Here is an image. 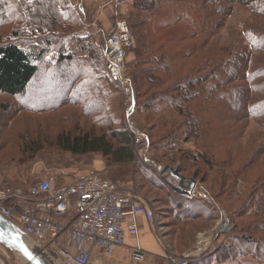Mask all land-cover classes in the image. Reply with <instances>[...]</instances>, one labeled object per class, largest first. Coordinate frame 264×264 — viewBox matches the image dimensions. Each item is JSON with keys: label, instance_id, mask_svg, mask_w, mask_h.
<instances>
[{"label": "trees", "instance_id": "obj_1", "mask_svg": "<svg viewBox=\"0 0 264 264\" xmlns=\"http://www.w3.org/2000/svg\"><path fill=\"white\" fill-rule=\"evenodd\" d=\"M234 2L264 19V0H134L127 18L136 38V46L131 49L135 59L129 64L138 106L136 112L142 117L149 140H155L150 144L167 160L178 162L183 175L191 171L204 184L220 186L231 196L228 198L231 203L238 202L241 192L230 184L226 188L225 184L227 181L234 186L239 184L240 176L232 175L215 152L227 146L228 129L233 123L264 117V66L251 69L254 55L264 54V23L248 24L244 37L230 45L213 40L233 12ZM75 21L69 0H31V3L0 0V94L30 96V90L38 87L37 78L44 79L40 72L48 56V48L42 46V42L50 41L46 34L65 32ZM8 24L13 28L4 40L1 29ZM20 41L28 42L25 45ZM95 48L90 50L95 64L89 63L86 72L79 67L82 64L72 61V56L60 54L59 67L48 74L47 79L68 83L65 94L71 93V99L62 95L60 105L49 107L30 101L21 106L1 104L0 140H56L58 148L72 155H101L115 180L121 177L133 180L134 172L141 171L152 184L159 183L163 180L148 177L147 171L142 170L144 166L134 162L132 135L109 105L110 88L103 86L104 81L110 80L101 74L105 67L103 49ZM83 89L90 91L91 98H87L90 101H84ZM66 106L79 108L91 126L82 121L64 124L50 120L44 127L37 126L39 129H32L27 122L20 127L16 124L22 114H46ZM52 126L57 128L55 136L45 129ZM185 129L186 140L190 137L203 140L196 152L185 150L177 143ZM28 144L27 152H30L29 146L37 151L33 144ZM261 153L264 149L260 148L251 161L254 163V158ZM163 185L179 198L176 207L180 218L197 222L218 216L201 199L184 196L165 182ZM251 197L253 202L257 201L255 207L247 203L242 211L236 212L238 217L247 220L240 229L239 225L235 227L234 235L232 232L230 241L233 242L227 248L225 259L241 254L245 245L250 254L257 258L264 256L258 251L264 246L255 236L256 232H264V185L253 188ZM196 203L202 206L195 207ZM189 264L201 263L191 260Z\"/></svg>", "mask_w": 264, "mask_h": 264}, {"label": "rangeland", "instance_id": "obj_2", "mask_svg": "<svg viewBox=\"0 0 264 264\" xmlns=\"http://www.w3.org/2000/svg\"><path fill=\"white\" fill-rule=\"evenodd\" d=\"M100 2V0L89 1L87 5H84L85 3L82 0H69V6H71V9L74 11L77 22L75 21L73 27L65 32H58V35L46 34V38H49L50 41L47 42L46 40L42 42V46L48 48V56L40 72L44 79L41 80L39 79L40 77L37 78L38 81H36V84L38 87H33L30 90L31 97H9L0 94V105L12 104L21 106L24 103L29 104V101L36 105H45L46 107L60 105L61 96L67 95L65 92L68 83L66 81H53L47 79L48 74H50V71L55 72L54 67L55 69L59 67L57 59L60 54L72 56V61L74 63L77 62L78 65L82 64L79 67H82L81 69L83 72L88 70L89 63L95 64V58L91 56L90 50H96L95 47L100 46L98 43L99 35L105 36L106 39L109 36V33L102 30L104 21L98 16L97 4H100ZM103 2L105 3L104 0ZM131 10L132 5L117 10L114 9V13L111 16L112 18L110 17L109 20L114 22V24L117 17H122L127 20ZM252 22L262 24L264 23V19H260L251 14L249 9L244 5L234 2L233 12L226 19L225 25L218 31L213 40L222 44L227 43V45H230L233 41L241 40L244 37V32L247 30L246 26ZM12 28L13 25L8 24L1 29L4 40L8 37ZM27 42L28 41H20L22 44ZM84 46H88V48H84ZM134 59L135 54L134 51L131 50L128 54L127 65L129 66ZM254 59V62L251 64V69H258L264 66V62H262L264 60V54L256 53ZM103 66H105L104 61ZM105 68L106 67L101 70V74L107 75L110 79L109 82H103L105 88H110V93H108L109 105L114 109L121 124L126 127L122 93L115 82L111 80ZM83 90L86 91V95L83 97L84 101L87 98H91L89 97L90 91L86 89ZM67 97L71 99V93H69ZM86 101L90 100L87 99ZM21 116L22 117H20L18 121L15 120L16 124L20 127L24 122H27L32 129H36L40 124L44 127V125L48 124L49 120L53 123L63 122L64 124H68V122L76 124L82 121L87 126H91L88 123L89 121L82 117V112L77 107L66 106L60 111L35 115L26 113ZM66 116H68V119L62 120V118ZM130 119L136 128L145 132L149 137L148 131L143 128L144 123L141 115H137V112H135ZM233 124L234 126L228 129L230 138L227 140V146L221 152L219 150L216 151L215 154L219 162L225 163L226 169H229L232 175L240 176L238 181L239 184L236 183L234 186L231 181H227V184H225L226 188L228 184H230V187L233 189L236 188L241 192L238 202L231 203L228 200L231 196H229V193L224 192L220 186H214L210 182L204 184L201 180L195 178L202 189L206 190L212 198L214 205L202 200L216 210L218 216L216 217L214 215L215 218L212 219L209 218L194 222L180 218V214L178 213L179 210L176 207L177 202L180 200L175 197L174 194H170L168 187L163 185L164 181L152 184L141 171L134 172L133 180H131V178H128V180L123 179L122 177L115 180L110 175V169L106 166L105 159L101 155H72L58 148L55 145L56 140H0V189L9 186L29 185L42 178H52L57 183H60L67 178L73 177L76 173L92 168L97 169L102 171L108 178L120 182L123 188L132 191L153 208L157 224V235L162 239L167 250H171L177 255H183L194 248L199 241L200 234L206 233L208 235L213 232L221 217L220 209L222 208L232 219V230L226 236L214 234L212 243L206 246L207 248L205 247L206 250L195 255L191 260H195L196 263L201 264H264V256L262 255L257 258L253 254H250L246 245L241 248V254L225 259L228 251L227 248L230 246V242H233V240L230 241V239H232V232H234L232 234L234 235L237 232L234 231L235 227L239 225L238 228L240 229L241 225L247 220L246 217H238L236 212L242 211L247 203L249 207L251 204H254L255 207L257 201L253 202L251 190L257 185H264V153L258 154V156L254 158V163L251 161L255 153L259 152L260 148L261 150L264 149V117L259 120L255 118L244 119L238 124ZM54 126L45 128L48 129L49 133L53 136H55L57 132V128ZM5 135L7 136V133H5ZM180 135V140H177V143L185 150L196 152L197 147L203 144V140L197 137H190L186 140V129L182 131ZM149 141L150 143L155 142V140ZM27 142H29L28 145L33 144L37 151H33L31 146H29L30 152H27ZM149 154V158L154 167L179 166L181 169V165L178 162H171L163 157L162 153L155 148L154 144L151 145ZM134 162L144 166L142 170L147 171L148 177L153 176L156 180H162L156 174L153 166L145 165L140 160ZM204 167L207 169L206 165H204ZM179 173L180 175L182 174L181 170ZM186 174L187 178H194L191 171H187ZM199 178L201 179V177ZM165 183L170 186L167 182ZM258 191L260 193L261 189ZM188 202L189 201H186V204H189ZM194 206L201 207L202 204L196 203ZM250 219L253 220V217H250ZM255 236L258 238L261 245L264 246V232H256ZM235 245H238V243H235ZM258 251L260 254H264V249L261 248ZM6 252L10 264H28L19 254L8 249ZM47 261L50 260L47 259Z\"/></svg>", "mask_w": 264, "mask_h": 264}, {"label": "built area", "instance_id": "obj_3", "mask_svg": "<svg viewBox=\"0 0 264 264\" xmlns=\"http://www.w3.org/2000/svg\"><path fill=\"white\" fill-rule=\"evenodd\" d=\"M104 1L117 10L134 0ZM135 46L128 21L117 17L103 48L105 67L122 93L125 126L132 135L135 161L153 166L149 158V137L130 119L137 110V103L127 59ZM154 170L170 187L181 189L180 194L214 205L196 179L180 175L172 166H156ZM220 212L213 232L200 234L198 243L190 251L177 255L165 247L169 264H189L212 243L214 234L228 235L233 228L232 219L222 208ZM0 213L20 229L27 243L44 260L59 264H92L97 250L104 257L112 258L119 247L126 245L128 236L136 241L131 249L130 264H140L147 256L140 244V217L157 231L154 210L145 200L93 168L60 183L42 178L29 185L2 188ZM6 250L0 244V264H10Z\"/></svg>", "mask_w": 264, "mask_h": 264}, {"label": "crops", "instance_id": "obj_4", "mask_svg": "<svg viewBox=\"0 0 264 264\" xmlns=\"http://www.w3.org/2000/svg\"><path fill=\"white\" fill-rule=\"evenodd\" d=\"M82 1L85 3L84 5H87L89 1L95 0ZM100 1V4H97V10L99 18H102L104 21L102 30L110 35L114 28V22L109 19L113 15L114 9L105 4L103 0ZM105 42V36L99 35L98 43L100 44L101 49L104 48ZM140 226V244L147 253L145 261L140 264H169L167 250L165 248L166 245L163 243L162 239L159 238V235H157V231L152 230L145 218L142 216L140 217ZM135 243L136 241L134 237L128 236L126 239V245L119 247L115 256L112 258L104 257L101 251L97 250L95 251V259L92 264H130L131 249Z\"/></svg>", "mask_w": 264, "mask_h": 264}, {"label": "water", "instance_id": "obj_5", "mask_svg": "<svg viewBox=\"0 0 264 264\" xmlns=\"http://www.w3.org/2000/svg\"><path fill=\"white\" fill-rule=\"evenodd\" d=\"M180 172L179 166L175 167ZM182 176H184L182 174ZM186 177V176H184ZM195 180V178H190ZM175 191L182 193L181 189L174 188ZM0 244L6 249L19 254L28 264H47L45 260L33 251L24 239L20 229L7 217L0 213Z\"/></svg>", "mask_w": 264, "mask_h": 264}, {"label": "bare ground", "instance_id": "obj_6", "mask_svg": "<svg viewBox=\"0 0 264 264\" xmlns=\"http://www.w3.org/2000/svg\"><path fill=\"white\" fill-rule=\"evenodd\" d=\"M24 239H25V237H24ZM31 247V249L33 250V251H35V252H37L36 250H35V248H33L32 246H30ZM25 260V259H24ZM45 262L47 263V264H59V263H57V262H55V261H47V260H45ZM61 264V263H60Z\"/></svg>", "mask_w": 264, "mask_h": 264}, {"label": "snow or ice", "instance_id": "obj_7", "mask_svg": "<svg viewBox=\"0 0 264 264\" xmlns=\"http://www.w3.org/2000/svg\"><path fill=\"white\" fill-rule=\"evenodd\" d=\"M29 3H31V0H29Z\"/></svg>", "mask_w": 264, "mask_h": 264}]
</instances>
